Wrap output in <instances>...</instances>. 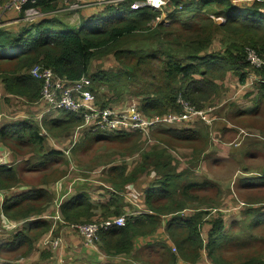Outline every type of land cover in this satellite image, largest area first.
<instances>
[{"label":"trees","instance_id":"trees-1","mask_svg":"<svg viewBox=\"0 0 264 264\" xmlns=\"http://www.w3.org/2000/svg\"><path fill=\"white\" fill-rule=\"evenodd\" d=\"M58 1L38 0L37 7L44 13L52 12ZM144 1L125 0L117 8L108 7L96 17L81 19L76 26L64 23L60 17L54 21L58 16H52L36 24L1 28L0 103L8 102V98L22 99L28 106L37 103L42 83L28 75V71L41 66L70 82L89 77L92 89L107 87L117 101L129 92L140 113L147 117L178 114L180 102L201 110L220 96L229 74L238 78L240 84L245 83L250 75L243 54L245 45L264 55V0H255L246 9L236 7L229 0H168L161 12L150 8L130 9L133 3ZM163 16V21H156ZM213 18H223L225 22L219 24ZM215 43L221 46L219 51L212 50ZM106 58L116 63L115 71L89 76L92 63ZM254 89V109L249 113L235 112L228 124L238 127L251 122L264 139V83H255L252 92ZM106 97H97L98 104L107 105L108 100L103 102ZM81 124L80 118L66 111H58L55 118H45L41 123L21 120L0 124V146L9 150L18 162L16 167L0 166V192L4 193L0 217L19 224L12 238L0 243V255L15 253L25 258L51 232L50 222L43 218L54 201L50 186L66 177V173L59 167L52 168L54 164H63L59 162L62 155L50 149L47 142L49 138L70 139ZM206 131L205 126L195 122L182 123L175 130L151 132L158 144L152 151L140 153L135 165L131 167L129 156L125 155H121L119 165H110L115 159L104 165L103 179L109 188L103 203H92L84 192L63 199L58 215L62 224L90 223L97 213L100 221L125 216L123 227L99 233L97 246L106 256L131 255L134 242L157 232L162 222L175 249L169 250L166 256L171 261L165 264H177V258L195 264L203 256L211 264H264L263 252L258 250L242 261L226 257L231 248L255 243V234H260L264 242V194L249 203L263 204L262 207L244 212L242 221H230L228 231L220 217L213 221L206 219L207 209L212 208L209 203L216 196L208 198L203 194L213 191L215 186L208 180H198L190 167L198 165L208 149ZM84 134L79 144L74 145L71 158L101 143L134 146L141 138L140 132ZM133 146L127 149V154L140 152V149L134 152ZM175 148L190 150L186 167L170 154ZM24 168L29 172L49 170L39 184L44 187L25 185L20 177ZM152 174V179L141 182ZM261 182L264 180H244L238 184L242 189L261 190L264 189V185L260 188ZM13 189L22 191L16 194ZM133 190L142 200L143 212L127 215L125 197L131 196ZM186 210L192 211L190 215L184 214ZM202 228L208 229L205 236ZM42 257L47 258L45 254Z\"/></svg>","mask_w":264,"mask_h":264},{"label":"rangeland","instance_id":"rangeland-1","mask_svg":"<svg viewBox=\"0 0 264 264\" xmlns=\"http://www.w3.org/2000/svg\"><path fill=\"white\" fill-rule=\"evenodd\" d=\"M74 1V0H73ZM70 1V2H73ZM59 5V3H58ZM263 11V10H262ZM264 12V11H263ZM63 15H72L74 12H65ZM58 17L53 18L57 21ZM15 15V14H13ZM6 16L1 17L0 29L13 27L9 25ZM72 20L73 17H72ZM163 21V20H162ZM10 22V21H9ZM74 23L76 20L73 21ZM5 25H2L4 24ZM221 23V22H217ZM247 48L255 50L258 55L264 59V55H261L258 49L252 48L249 45H245L243 54ZM221 46L215 43L212 50L219 51ZM224 49V47H223ZM116 63L111 58L103 59L100 61H94L91 66V74L100 72H114ZM250 70V69H249ZM226 89H222L220 96L210 106L222 105V110L217 113L218 122L215 124L214 129L208 130L209 146L206 153L200 158L198 165H190L194 174L198 180H208L215 187L213 191L205 192L203 195L208 198L216 196V200L213 203L209 211L208 221H213L214 218H221L224 220V229L228 231L230 221H242L245 219L244 212L250 209L261 208L260 205H249L254 202L255 199L261 198L264 194V189L250 190L248 188L242 189L238 184V181L244 180H264V139L263 135L259 131L253 128L250 123H242L240 126H231L228 124L229 119L235 112L249 113L254 109L256 91L252 92V89L242 90L243 85L238 82V78L229 74V78L224 82ZM129 92L117 101L112 94L108 92L107 87L100 88L97 97L106 95L103 102L108 100V106L113 108L126 107L132 103H136L134 97H131ZM3 94L2 87L0 86V96ZM4 97V96H3ZM252 108V110L250 109ZM226 109V110H225ZM36 107L28 106L24 104L22 100L8 98V102L1 101L0 103V124L13 123L21 120L35 121ZM57 113L48 115V118H55ZM252 118L251 116H247ZM248 125V126H247ZM175 130V129H174ZM243 131L246 134H253L256 137L247 138L239 134V131ZM224 131H228L223 134ZM85 135V134H84ZM82 139V138H81ZM249 139V140H248ZM247 141V142H246ZM80 142V136L75 137L73 135L68 140L55 141L49 138L47 145L50 149L61 153L62 158L59 162L63 161V164L57 163L52 165V168H58L60 171L66 173V177L53 183L50 188V192L54 195V203L48 208L45 213L46 216L52 215V212L56 209V206L60 201L69 195L77 194L76 192H84L90 196L92 203L97 205L103 203L107 199L108 188L103 179V172L105 164L115 159L110 165L121 163V155L129 156L128 162L132 167L140 158V153H146L152 151L156 144H158L150 133L148 137L141 135L140 140L133 146V144H109L101 143L93 146L91 149H87L79 154H74L71 158L72 149ZM246 144L244 145V143ZM239 145L237 146V144ZM241 144V146H240ZM75 145V146H74ZM133 146L135 150L140 149V152L133 154H127L126 151ZM5 148V147H4ZM170 154L180 160L181 166L186 167L188 161L190 162L191 152L188 149L175 148L170 151ZM12 157V155H11ZM10 159V164L16 167L18 163L13 164ZM8 165V164H7ZM8 165V166H9ZM49 170H33L29 172L25 168L21 171V178L25 185L30 187L43 188L40 186L43 175L47 174ZM142 178L141 182L148 181L153 178ZM258 183V182H257ZM260 188L264 185L261 182ZM62 185V186H61ZM69 188V189H68ZM16 194H19L15 189L11 190ZM62 191L67 193L62 194ZM220 193V197L217 195ZM131 197L136 199V204L141 206L138 208L134 205L126 204L125 212L128 215L135 214L142 210V200L139 194L132 191ZM0 195V201H2ZM264 201V200H263ZM204 208L206 206H203ZM192 211L186 210L185 215H190ZM54 213V212H53ZM55 215V213L53 214ZM45 216V219L47 217ZM99 216L92 219L90 223H84L79 225L58 224V222L50 221L51 232L41 239L35 246L31 254L25 258H19V254L15 253L6 255L1 253L0 264H165L170 262V258L166 255L170 254L169 250H172L173 244L169 241L167 235L164 232V223L161 222L160 229L154 234L147 236L146 238H138L134 242V249L129 256H106L100 250L99 246H95L96 250L85 247L84 236L81 234L80 229L84 230L82 226L97 224L100 222ZM166 222V219H163ZM208 227L211 225L208 223ZM17 227L15 222H10L5 217H0V243H6L15 234V228ZM208 229L202 228L203 236L206 235ZM256 242L250 246L240 245L235 248H231L226 257L232 261H242L252 251H262L264 256V242L260 237V234H255ZM55 242L58 245L55 247ZM244 243V242H241ZM96 245V244H95ZM42 254H45L47 258H43ZM176 254V253H175ZM183 263L177 258V264ZM195 264H211L205 257H201Z\"/></svg>","mask_w":264,"mask_h":264},{"label":"built area","instance_id":"built-area-1","mask_svg":"<svg viewBox=\"0 0 264 264\" xmlns=\"http://www.w3.org/2000/svg\"><path fill=\"white\" fill-rule=\"evenodd\" d=\"M124 2L125 0H74L73 2H70V0H59L56 10L44 13L37 7L38 0H2L0 2V21L2 16L15 14L18 16L20 23L36 24L48 17L58 16L65 12L76 13L87 7L96 8L100 12H103L108 7L117 8L124 4ZM167 2L168 0H145L144 2L133 3L130 5V9L150 8L161 12ZM163 19V17L157 18L156 21L161 22ZM214 20L221 22L219 24L225 22L221 18ZM245 62L250 69V75L246 78L242 90L252 89L257 82L264 83V59L255 50L247 48L245 50ZM28 75L42 83L39 100L33 105L36 107L34 122L41 123L50 114L66 111L80 118L82 121L81 126L77 127L74 131L73 135L75 137H81L84 133L93 134L98 132H140L143 137H148L153 131L175 129L182 123L192 125L195 122L205 126L208 130H212L219 119L217 113L223 108L220 105L208 106L197 110L185 102H180L181 112L178 114L147 117L140 113L137 103L120 108L98 104L96 95L98 91L92 89L89 77H82L78 81L70 82L66 78L58 77L50 69H45L41 66L31 68L28 71ZM22 101L24 102V100ZM239 134L246 137V139L256 137L251 133L246 134L242 130L239 131ZM10 159L11 153L9 150L0 148V166H8ZM0 195L3 199L4 193L0 192ZM125 198L130 205L140 208L136 204V199L130 195H126ZM142 212L143 210H140V212L135 214ZM58 215L56 212L54 219L59 220L62 224ZM124 224L125 216H120L100 221L97 224L82 226L84 230L80 229V232L84 236L86 243L84 246L96 250L100 232H106L114 227H123ZM54 244L55 247L58 245L57 242ZM172 250L175 251L173 247Z\"/></svg>","mask_w":264,"mask_h":264},{"label":"crops","instance_id":"crops-1","mask_svg":"<svg viewBox=\"0 0 264 264\" xmlns=\"http://www.w3.org/2000/svg\"><path fill=\"white\" fill-rule=\"evenodd\" d=\"M190 1H197V0H190ZM232 4H234L236 7H238V8H240V9H246V8H248V7H250L252 4H253V2L255 1V0H229ZM58 3H59V1H58ZM264 11V10H263ZM100 13V11L98 10V9H96V8H92V7H87V8H85V9H83V10H81V11H78V12H76V13H74V14H72V15H69V14H65V15H61V16H59L60 18L59 19H61V21H63L64 23H67V24H69V25H71V26H76V25H78L79 24V22H80V20L81 19H87V18H90V17H96V16H98V14ZM8 16H10L9 17V21H8V23H9V25L11 26L12 24H15V25H18V24H21L20 23V21H19V18H18V16H16V15H13V14H10V15H7L6 16V18L8 19ZM72 17H73V19L74 20H76V22L74 23L73 21L74 20H72ZM163 18H164V16H163ZM51 19V18H50ZM4 25H5V23H4ZM107 59V58H106ZM229 78V75L227 76V78L225 79V81L227 80ZM0 86L2 87V85H1V83H0ZM222 89H226V87H225V85L223 86V88ZM2 92H3V88H2ZM251 110H252V108H250ZM226 110V109H225ZM249 140V139H248ZM247 142V141H246ZM246 142L244 143V145L246 144ZM0 148H4V147H1L0 146ZM11 159L13 160V158L11 157ZM12 163L13 164H15V163H18V162H15L14 160L12 161ZM62 186V185H61ZM44 187V186H43ZM69 189V188H68ZM19 189H15V191H18ZM19 191H22V190H19ZM18 191V192H19ZM64 193H67V192H65V191H62V194H64ZM107 198H108V195H107ZM53 203H54V201H53ZM61 205V203L60 204H58L57 205V207H56V209L53 211L54 213H58L59 214V206ZM53 206V204H51V207ZM124 210H125V208H124ZM52 212V215H50V216H46L47 217V219L48 220H50V221H54V222H58V224H59V221L58 220H56V219H54V213ZM204 257V256H203ZM178 264H180V263H178Z\"/></svg>","mask_w":264,"mask_h":264},{"label":"bare ground","instance_id":"bare-ground-1","mask_svg":"<svg viewBox=\"0 0 264 264\" xmlns=\"http://www.w3.org/2000/svg\"><path fill=\"white\" fill-rule=\"evenodd\" d=\"M222 20H225V19H223V18H221ZM131 133H135V132H131ZM109 231V230H108ZM107 232V231H106Z\"/></svg>","mask_w":264,"mask_h":264}]
</instances>
